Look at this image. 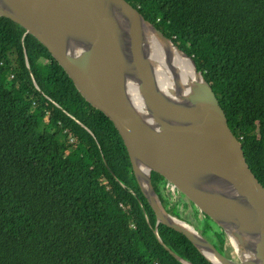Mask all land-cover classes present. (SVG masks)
I'll return each instance as SVG.
<instances>
[{
  "label": "trees",
  "instance_id": "obj_1",
  "mask_svg": "<svg viewBox=\"0 0 264 264\" xmlns=\"http://www.w3.org/2000/svg\"><path fill=\"white\" fill-rule=\"evenodd\" d=\"M125 1L193 59L264 188V0ZM159 182L153 175L162 206L185 221ZM215 240L227 256L219 227ZM183 261L212 264L157 224L112 122L38 41L0 17V264Z\"/></svg>",
  "mask_w": 264,
  "mask_h": 264
},
{
  "label": "water",
  "instance_id": "obj_2",
  "mask_svg": "<svg viewBox=\"0 0 264 264\" xmlns=\"http://www.w3.org/2000/svg\"><path fill=\"white\" fill-rule=\"evenodd\" d=\"M0 17L38 41L82 97L112 122L157 224L183 234L212 264H264V188L251 172L240 141L192 58L125 0H0ZM143 23L163 44H171L188 59L199 75L178 100L168 99L156 81L144 52ZM123 36L128 41L129 61ZM128 69L138 79L149 121L128 100ZM140 165L147 168V175ZM153 175H158L160 189L165 187L193 203L240 251H253V258L244 260L236 249L239 259L233 261L193 227L167 213L152 185ZM213 184L224 186L230 195Z\"/></svg>",
  "mask_w": 264,
  "mask_h": 264
},
{
  "label": "bare ground",
  "instance_id": "obj_3",
  "mask_svg": "<svg viewBox=\"0 0 264 264\" xmlns=\"http://www.w3.org/2000/svg\"><path fill=\"white\" fill-rule=\"evenodd\" d=\"M125 31L128 30L127 25L123 24ZM143 28V45L146 58L151 64L154 71L156 81L162 91V93L170 100H178L181 95H184L191 84L199 80V75L195 72L193 66L179 51H177L171 44H163L152 31L151 27L145 23L142 24ZM122 44L124 55L129 61V50L127 37H122ZM126 95L128 100L134 109L144 118H147V111L145 108L144 101L138 90V79L133 70L128 69L125 77ZM140 170L147 175L148 170L144 166L140 165ZM216 188L222 189L224 192L229 194L224 186L219 184H213ZM230 195V194H229ZM175 221V220H174ZM184 227H188L183 223H178ZM229 241L234 250L242 255V258L252 259L254 256L253 251L251 253L240 251L235 241L230 238ZM206 256L213 262L217 260L206 253Z\"/></svg>",
  "mask_w": 264,
  "mask_h": 264
},
{
  "label": "rangeland",
  "instance_id": "obj_4",
  "mask_svg": "<svg viewBox=\"0 0 264 264\" xmlns=\"http://www.w3.org/2000/svg\"><path fill=\"white\" fill-rule=\"evenodd\" d=\"M158 188H159L158 190L160 191V187H158ZM175 203L178 204V212L181 214V217L185 219V221L188 222L190 220L194 224L197 223V218L191 212V208H190L191 205L188 203V201L185 198H182V200L177 198L175 202L171 201V205L175 204ZM187 204H188V207L186 206ZM193 210H194V208H193ZM180 221L185 223V221H183V220H180ZM200 222L203 226L210 225L211 230L210 231L208 230L207 233H204L203 230L201 229V225L197 223L196 226H197V230L199 231V232L198 231L197 232L200 233L202 235V237H204L206 240L211 242L213 245H217L216 240H215V232H218V227H217L218 225L215 226V224H213L212 221H210V220H205V221L200 220ZM186 224L193 227L189 223H186ZM225 252H226L228 258L232 259L235 262H238V259H239L238 255L240 253L237 251L238 255L235 254L234 249H233L232 245L230 244L228 237H226Z\"/></svg>",
  "mask_w": 264,
  "mask_h": 264
},
{
  "label": "clouds",
  "instance_id": "obj_5",
  "mask_svg": "<svg viewBox=\"0 0 264 264\" xmlns=\"http://www.w3.org/2000/svg\"><path fill=\"white\" fill-rule=\"evenodd\" d=\"M172 42V41H171ZM183 52V51H182ZM185 53V52H184ZM186 54V53H185ZM191 58V57H190ZM218 100V99H217ZM219 102V101H218ZM160 191L161 192H163L164 194H166L165 196L170 200V205H171V201L172 202H175L176 201V199L177 198H179L180 200H182V196L181 195H178L177 194V196L175 195V194H173V193H171V192H169V191H167V189H165V187H162L161 189H160ZM157 194V193H156ZM187 200V199H186ZM188 201V200H187ZM188 203L190 204V205H192V206H194L193 205V203H191L190 201H188ZM162 205V204H161ZM187 207H188V204L186 205ZM163 207V206H162ZM195 207V206H194ZM164 208V207H163ZM191 208V207H190ZM197 209V208H196ZM164 210L165 211H167L165 208H164ZM198 210V209H197ZM199 211V210H198ZM200 212V211H199ZM167 213H169L168 211H167ZM201 214H203L202 212H200ZM199 213V217L200 218H202V216H201V214ZM170 214V213H169ZM171 215V214H170ZM204 215V214H203ZM172 217H174L176 220H182V219H179V218H177V217H175V216H173V215H171ZM206 216V215H205ZM207 217V216H206ZM209 218V217H208ZM212 221V220H211ZM213 222V221H212ZM185 223H187V222H185ZM214 223V222H213ZM215 224V223H214ZM215 226H217L216 224H215ZM217 227H219V226H217ZM220 228V227H219ZM195 229V228H194ZM196 230V229H195ZM196 231H198V230H196ZM223 231V230H222ZM199 232V231H198ZM223 233H224V231H223ZM200 234V233H199ZM201 235V234H200ZM224 235H225V233H224ZM225 237H227L226 235H225ZM160 240V239H159ZM159 242H161V241H159ZM215 246V245H214ZM216 247V246H215ZM217 248V247H216ZM218 249V248H217ZM220 252V251H219ZM221 253V252H220ZM224 255V254H223ZM225 256V255H224ZM226 257H228V256H226Z\"/></svg>",
  "mask_w": 264,
  "mask_h": 264
}]
</instances>
